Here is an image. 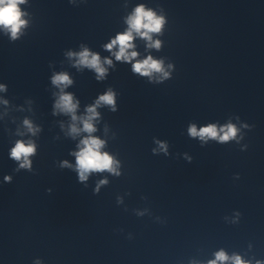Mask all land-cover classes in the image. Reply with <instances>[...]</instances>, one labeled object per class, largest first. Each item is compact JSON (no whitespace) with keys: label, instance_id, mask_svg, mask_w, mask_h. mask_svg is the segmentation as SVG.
Here are the masks:
<instances>
[{"label":"clouds","instance_id":"obj_1","mask_svg":"<svg viewBox=\"0 0 264 264\" xmlns=\"http://www.w3.org/2000/svg\"><path fill=\"white\" fill-rule=\"evenodd\" d=\"M25 0H0V26H3L6 29L11 31V35L13 38H16L17 33L19 32L21 26H23L26 22L21 19V11L18 5L24 3ZM162 19L155 17L154 13L151 11H145L143 6L138 7L135 10V14L129 18L130 30L124 34H120L117 36L115 40L112 41L111 44L107 45L109 49H111L114 45H119V52L115 53L117 60L124 59L130 60L134 58L137 53L132 52L130 55L127 52V49L132 47V31H136L140 35L149 38V32H157L160 30L162 25ZM144 29L145 31H141ZM159 46L158 43L156 45ZM87 50H84L79 54V63L87 65L91 68H94L100 77L104 75L105 69L100 64V58L98 55H91ZM106 63H111V61H106ZM133 70L141 75H150L152 72L161 71V64L157 61L152 60L151 57H148L143 62H137L133 65ZM167 75V73H165ZM53 83L55 84H68L71 83L67 75H57L53 78ZM2 87V86H0ZM100 101H103L106 104L112 105L114 104L113 94L111 92L100 97ZM57 107L62 108L67 112H74L76 105L72 103L71 95H62L60 98ZM91 115L84 120L83 128L87 132L94 131V128L91 124V119L96 115L94 108L88 109ZM73 119L76 117L73 115ZM27 124L28 122L25 121ZM29 127H31L29 125ZM73 132L78 131L75 127L72 128ZM190 132L192 135H199L201 137L210 136L215 138L217 136V129L215 126H208L202 128L199 132H197L196 128L193 126L190 128ZM236 134V129L232 125H228L225 134L220 137L222 141H226L231 137H234ZM84 147L77 153V165L79 168L80 179H86V174L90 171H103L109 170L114 171L112 168L113 160L107 153H101L99 149L102 146V141L96 138H86L81 142ZM35 151L32 145H25L23 142H18L16 147L12 150L11 156L16 160L23 159V163L21 167H28L29 161L28 156ZM9 179L8 177L5 178ZM218 260H225L227 257L221 252L217 254ZM215 264V262H212ZM236 264H242L240 259L236 258Z\"/></svg>","mask_w":264,"mask_h":264}]
</instances>
